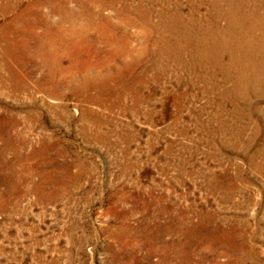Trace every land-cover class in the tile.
<instances>
[{"label": "rangeland", "instance_id": "1", "mask_svg": "<svg viewBox=\"0 0 264 264\" xmlns=\"http://www.w3.org/2000/svg\"><path fill=\"white\" fill-rule=\"evenodd\" d=\"M0 152V264H264V0H0Z\"/></svg>", "mask_w": 264, "mask_h": 264}, {"label": "bare ground", "instance_id": "2", "mask_svg": "<svg viewBox=\"0 0 264 264\" xmlns=\"http://www.w3.org/2000/svg\"><path fill=\"white\" fill-rule=\"evenodd\" d=\"M236 2V1H235ZM137 7V6H136ZM164 8V7H163ZM158 12V11H157ZM256 12V11H255ZM95 14V13H94ZM157 14V13H156ZM123 15V14H122ZM247 15V14H246ZM96 16V15H95ZM153 16V15H152ZM160 17V16H159ZM255 17V16H254ZM24 18V17H23ZM107 18V17H106ZM258 18V17H257ZM162 19V18H161ZM78 20V19H77ZM85 20V19H84ZM107 20V19H106ZM43 21V20H42ZM46 21V20H45ZM127 21V20H126ZM182 22V21H181ZM145 23V22H144ZM168 23V22H167ZM238 24V23H237ZM155 25V24H154ZM99 26V25H98ZM261 26V25H260ZM56 27V26H55ZM75 27V26H74ZM180 27V26H179ZM184 27V26H183ZM242 27V26H241ZM15 29V28H14ZM249 29V28H248ZM106 30V29H105ZM158 30V29H157ZM175 30V29H174ZM62 33V32H61ZM104 33V35L106 36V37H108L109 39H112L111 41H116L117 40V38L115 39L114 37H115V35H114V33L112 32V30H110L109 28L106 30V31H104L103 32ZM127 37V36H126ZM171 37V36H170ZM38 38V37H37ZM52 38V37H51ZM150 38V34L149 33H145V35H144V37H142V41H146V40H148ZM159 38H161V36L159 37ZM162 39V38H161ZM43 41V40H42ZM166 41V40H165ZM26 42V41H25ZM128 43V42H127ZM240 44V43H239ZM118 45V44H117ZM260 45V44H259ZM20 46V45H19ZM116 46V45H115ZM116 48V47H115ZM119 48V47H118ZM251 48V47H250ZM136 51V49H135V47H133L132 45H130V44H127L126 46H125V52L126 53H128V55H130L131 56V54L132 55H135V54H137L136 56H138L139 55V52H135ZM145 52V50L142 48V54ZM21 53V52H20ZM125 53V54H126ZM136 56H134V57H131V58H136ZM230 56V55H229ZM259 56V55H258ZM256 57V56H255ZM108 59V58H107ZM109 60V59H108ZM111 60V59H110ZM113 60V59H112ZM111 60V61H112ZM126 60V59H125ZM130 60V59H129ZM133 60H135V59H133ZM132 60V61H133ZM101 61V60H100ZM104 62H105V60H104ZM127 62V61H126ZM125 62V63H126ZM240 63V62H239ZM58 64V63H57ZM102 64H104V63H102ZM116 64V63H115ZM36 65V64H35ZM136 65V64H135ZM44 67V66H43ZM58 67V66H57ZM54 68V67H53ZM107 68V67H106ZM133 68V67H132ZM121 69V68H120ZM58 70V69H57ZM119 70V69H118ZM127 70V69H126ZM231 70V69H230ZM109 71V70H108ZM64 72V71H63ZM62 72V73H63ZM86 72V71H85ZM65 73H67V72H65ZM64 74V73H63ZM75 74V73H74ZM73 74V75H74ZM66 75V74H65ZM94 75V74H93ZM97 75V74H96ZM69 76V75H68ZM72 76V75H71ZM119 76V75H118ZM76 77V76H75ZM122 77V76H121ZM70 78V77H69ZM68 78V79H69ZM74 78V77H73ZM79 78V77H78ZM75 79V78H74ZM127 79V78H126ZM77 80V79H76ZM61 81V80H60ZM71 81H72V78H71ZM244 81V80H243ZM76 82V81H75ZM90 83V82H89ZM96 84V83H95ZM251 85V84H250ZM21 86V85H20ZM26 87V86H25ZM250 88H252V87H250ZM6 126V125H5ZM5 131H6V129H5ZM8 131V130H7ZM5 132L3 135L4 136H8V134L10 133L9 131V133L8 132ZM1 134H2V132H1ZM7 139V138H6ZM7 146V145H6ZM8 147V146H7ZM7 149V148H6ZM3 150V149H2ZM0 154H1V152H0ZM2 161V160H1ZM12 179V178H11ZM10 179V180H11ZM18 181V180H17ZM7 184V183H6ZM3 192H1L0 191V194H2ZM172 229H174V231H175V233H177V234H180L181 235V230H180V228H172ZM183 230V229H182ZM130 238H132L133 239V241L135 242L136 241V236H132V237H130ZM130 238H128L129 239V241H130ZM178 248H180L181 249V247L180 246H177ZM172 253H174L175 255H179L180 256V253H177V252H175L174 250H173V252ZM167 263L169 262V260H167L166 261Z\"/></svg>", "mask_w": 264, "mask_h": 264}]
</instances>
